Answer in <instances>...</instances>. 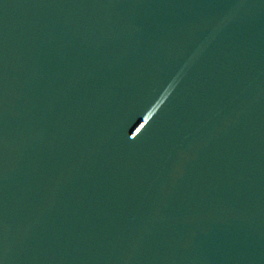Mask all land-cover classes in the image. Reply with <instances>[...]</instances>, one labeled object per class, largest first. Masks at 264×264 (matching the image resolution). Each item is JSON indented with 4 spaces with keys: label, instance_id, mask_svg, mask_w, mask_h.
Segmentation results:
<instances>
[{
    "label": "water",
    "instance_id": "1",
    "mask_svg": "<svg viewBox=\"0 0 264 264\" xmlns=\"http://www.w3.org/2000/svg\"><path fill=\"white\" fill-rule=\"evenodd\" d=\"M0 264H264V0H0Z\"/></svg>",
    "mask_w": 264,
    "mask_h": 264
}]
</instances>
